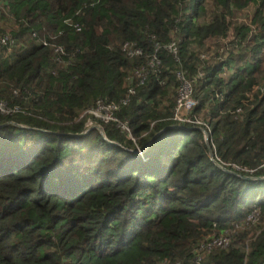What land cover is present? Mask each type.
<instances>
[{
    "label": "trees",
    "instance_id": "1",
    "mask_svg": "<svg viewBox=\"0 0 264 264\" xmlns=\"http://www.w3.org/2000/svg\"><path fill=\"white\" fill-rule=\"evenodd\" d=\"M2 35L0 102L17 110L0 124L36 129L0 126V264H264V179L216 167L193 125L151 139L175 123L181 71L214 159L264 175V0H0ZM126 96L135 142L82 114ZM89 117L120 146L72 135Z\"/></svg>",
    "mask_w": 264,
    "mask_h": 264
},
{
    "label": "built area",
    "instance_id": "2",
    "mask_svg": "<svg viewBox=\"0 0 264 264\" xmlns=\"http://www.w3.org/2000/svg\"><path fill=\"white\" fill-rule=\"evenodd\" d=\"M11 42L12 41L9 39L8 36L6 35L0 36L1 44H7ZM162 47L172 55H176L177 53V45L174 41H170L162 45ZM124 48H126V54L128 56L137 55L139 53L138 50H132L130 48H127L126 46H124ZM55 50L61 51V48L57 46ZM158 64L159 61L155 56H153L149 61L150 67H154V69L156 68L155 66H157ZM135 76L142 78L139 70L135 71ZM174 76L176 79L175 97H174V104L172 107L171 116L169 117V120L179 124L187 123L193 126H200V124H202L201 119L198 116L191 114V109L196 103V100L193 98L192 95V80L187 78L181 71L175 72ZM133 90H134L133 87H129L127 89V94L128 95L132 94ZM126 102H127V96L118 102L104 101L99 99L95 101L94 106L86 109L84 112L92 115L95 118H98L102 122H114L117 127H119L121 130L127 133V137L129 139L133 140V138L128 133V127L126 123L119 122L116 117V112L119 111L120 104L123 105L126 104ZM0 107L2 106L0 105ZM14 109L16 108L14 107ZM0 110L3 109L0 108ZM144 134L145 133H143L142 135ZM260 166L264 167V162H262ZM250 171L251 170H249V172ZM256 215H257L256 211L249 212L245 216L244 224L248 225L251 224L252 222H255L257 220ZM234 226L238 227V224L234 223ZM227 242H228L227 237L223 234H220L212 239L205 240L204 243H200L198 248L201 250L203 249L206 250L215 246L224 247L227 244ZM196 258H197L196 260L198 261L199 256H196Z\"/></svg>",
    "mask_w": 264,
    "mask_h": 264
},
{
    "label": "water",
    "instance_id": "3",
    "mask_svg": "<svg viewBox=\"0 0 264 264\" xmlns=\"http://www.w3.org/2000/svg\"><path fill=\"white\" fill-rule=\"evenodd\" d=\"M7 123H10V124H12V125H14V126H17V127H25V128H29V127L22 126V125H19V124L13 123V122H5V123H3V124H0V126H2V125H4V124H7ZM168 127H178V126H175V125H168V126L164 127L163 129L159 130L158 132H156V133L153 135V137H155V136L158 135L161 131H163L164 129H166V128H168ZM92 128L96 129V130L98 131V133L101 135L102 139H104L107 143L112 144V145H119V144H117V143L114 142V141H110V140H108V139L105 137V135H104L103 129H102L100 126H98V125H93V124H92V125H88V126L85 128V130H83V131L80 132V133L74 134V135H82V134H85V133H87V132H88L90 129H92ZM195 128L198 129V130L202 133V135H203V140H204V143H205L206 148H207L208 158H209V160H210V161H211L216 167H218L219 169H221V170H223V171H225V172H227V173H231V174H233V175L239 176V177H241V178H243V179H249V180H252V179H257V180L264 179V176H245V175H240V174H238V173H236V172H233V171H230V170L226 169L225 167H223L222 165H220V164H219V163L213 158L212 150L210 149V147H209V145H208V135H207L206 130H205L203 127H195ZM187 129H191V128H187ZM153 137H152V138H153ZM152 138H151V139H152ZM151 139H150V140H151ZM150 140H149L147 143H149ZM147 143H146V144H147ZM130 151H132V152H134V153H138V152H140V151H138V150H136V149H133V150H130Z\"/></svg>",
    "mask_w": 264,
    "mask_h": 264
},
{
    "label": "clouds",
    "instance_id": "4",
    "mask_svg": "<svg viewBox=\"0 0 264 264\" xmlns=\"http://www.w3.org/2000/svg\"><path fill=\"white\" fill-rule=\"evenodd\" d=\"M42 43H43V41H42ZM1 44V43H0ZM194 98V97H193ZM0 105L2 106V107H0V108H2L3 110H0V113L1 114H4V115H8V114H10V113H13V112H16V110H17V107L16 106H13V107H10V108H8V107H6L5 106V104L3 103V102H0ZM14 107L16 108V109H14ZM90 108V107H89ZM88 109V108H87ZM86 110V109H85ZM84 110V111H85ZM83 111V112H84ZM235 111L237 112L238 111V108L237 109H235ZM84 114H87V115H89V116H91V118H94V119H98V118H95V117H93L92 115H90V114H88V113H86V112H84ZM117 117V116H116ZM99 120V119H98ZM118 120V119H117ZM101 121V120H100ZM171 121V120H170ZM7 122H13V121H7ZM94 121H91L90 120V117L86 120V123H85V128L88 126V125H92L91 123H93ZM174 122V121H173ZM5 123V122H4ZM13 123H15V122H13ZM95 123V122H94ZM121 123H123V122H121ZM126 123V122H125ZM1 124H3V123H1ZM7 124H10V123H7ZM16 124H18V123H16ZM19 125H22V124H19ZM93 125H98V126H100V124H98V123H95V124H93ZM170 125H175V126H178V127H181V128H185L182 124H179V123H174V124H170ZM22 126H25V125H22ZM166 126H168V125H166ZM166 126H164V127H166ZM17 127V126H16ZM26 127H28V126H26ZM101 127V126H100ZM163 127V128H164ZM195 127H201V126H193V127H186V129L187 128H195ZM20 128H25V127H20ZM29 128H33V129H36V128H34V127H29ZM85 128L83 129V130H85ZM102 128V127H101ZM163 128H161V129H163ZM168 128H170V127H168ZM92 129H94V128H92ZM160 129V130H161ZM82 130V131H83ZM91 130V129H90ZM96 130V129H95ZM81 131V132H82ZM123 131V130H122ZM98 132V131H97ZM125 132V131H124ZM158 132V131H157ZM80 133V132H79ZM126 133V132H125ZM128 133H129V131H128ZM145 133V132H144ZM74 134H77V133H72V135H74ZM86 134V133H85ZM143 134V133H142ZM82 135H84V134H82ZM145 135V134H144ZM101 136V135H100ZM126 136H127V133H126ZM131 136V135H130ZM106 137V136H105ZM132 137V136H131ZM153 137V136H152ZM151 137V138H152ZM128 138V137H127ZM133 138V137H132ZM129 139V138H128ZM104 140V139H103ZM109 140V139H108ZM131 140V139H130ZM105 141V140H104ZM110 141H113V140H110ZM132 142H135V140H134V138H133V140H131ZM151 141V140H150ZM147 143V142H146ZM144 144V146L141 148V149H138V148H135L136 150H138V151H140V152H138V154H142V152H143V150H144V147L148 144ZM109 144V143H108ZM118 144V143H117ZM110 145H112V144H110ZM118 146H120V145H118ZM128 150H133V149H128ZM137 154V153H136ZM214 158V157H213ZM216 160V159H215ZM221 165V164H220ZM264 176V175H263ZM251 211H256V210H250L249 212H251ZM248 212V213H249ZM247 213V214H248ZM246 214V215H247Z\"/></svg>",
    "mask_w": 264,
    "mask_h": 264
},
{
    "label": "rangeland",
    "instance_id": "5",
    "mask_svg": "<svg viewBox=\"0 0 264 264\" xmlns=\"http://www.w3.org/2000/svg\"><path fill=\"white\" fill-rule=\"evenodd\" d=\"M238 12H241V10H239ZM238 12H236L235 15L239 17ZM227 37L229 38V36H227ZM228 38H226L225 40L227 41ZM211 41H212V40H207L206 42L209 43V42H211ZM223 43H225L224 40H223V41H220V44H223ZM224 54H226V53H224ZM82 114L85 115L84 112H82ZM152 123H153V122H152ZM152 123H150V125H151ZM91 124H95V123L93 122V123H91Z\"/></svg>",
    "mask_w": 264,
    "mask_h": 264
}]
</instances>
